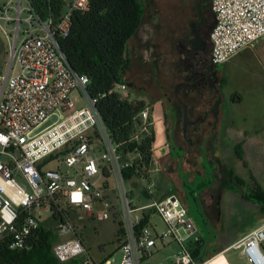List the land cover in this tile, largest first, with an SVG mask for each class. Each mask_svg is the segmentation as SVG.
Instances as JSON below:
<instances>
[{
    "label": "built area",
    "instance_id": "2783aa9c",
    "mask_svg": "<svg viewBox=\"0 0 264 264\" xmlns=\"http://www.w3.org/2000/svg\"><path fill=\"white\" fill-rule=\"evenodd\" d=\"M209 2L216 18L210 34L213 65L224 64L264 37V0ZM32 3L0 0V33L11 41L10 62L6 73H0V253L28 250L43 214L54 215L63 207L78 221L110 220L118 213L109 199L117 188L99 186L107 168L117 178L122 205L120 264H148L155 251L173 243L178 250L172 264H212L220 256L230 264V250L239 251L249 264H264V223L226 250L198 259L187 244L196 229L179 196L144 207L131 203L122 176L130 163L120 162L118 147L97 111L98 98L89 94V77L71 67L61 45L70 33L72 14L89 11L90 0H65L58 17L51 9L43 17ZM112 92L126 94L127 87L119 84ZM54 115L58 120L42 128ZM141 117L148 121V111ZM50 161L56 163L54 169L46 168ZM145 182L144 192L154 197L156 181L148 177ZM146 210L161 219L163 231L141 226ZM59 231L71 236L53 247L56 259L66 263L85 256L83 263L92 264L72 224H62Z\"/></svg>",
    "mask_w": 264,
    "mask_h": 264
},
{
    "label": "crops",
    "instance_id": "0c3cea01",
    "mask_svg": "<svg viewBox=\"0 0 264 264\" xmlns=\"http://www.w3.org/2000/svg\"><path fill=\"white\" fill-rule=\"evenodd\" d=\"M148 13V24L142 26L139 33L129 41L128 54L132 60L130 72L135 70L136 66L141 67L145 74L142 79L143 84L135 87L133 93L147 104L148 119L155 131L154 162L148 177L156 181L157 190L154 197H148L144 192L145 185L141 181L139 187H132L131 184L127 187L126 182L125 186L129 192V199L135 207L150 205L151 202L159 201L171 194L179 196L183 202L186 192L181 170L198 169L203 176H206L204 164L207 160L213 168L214 185L203 191V194H206L209 214L214 216L216 225L222 228L220 237L222 240L214 246L213 254H215L226 250L264 223L261 206L249 198L252 190L249 181L251 183L252 181L244 168L239 169L243 177L236 170L238 159L235 155L236 149L242 152L240 158L246 165L253 166L249 161L252 145L248 143L249 138L239 140L243 131H237L236 114L232 109L241 98L237 94H232L227 101L224 96L227 81L233 77L227 65L246 48L219 66L213 65L211 53L199 56L200 50H198L194 51L197 55L193 54L192 51L187 50V46H180V42L176 49L166 47L163 58L157 57L151 46H148L141 55L136 46L137 41H149L154 25L159 21L157 14L153 15L151 11ZM208 63L213 65L209 64L211 84L201 79L208 72L206 71ZM220 66L223 68L220 69ZM161 70L165 72V83L161 82L157 75ZM156 87L163 91L160 95H156ZM218 101H220V110L215 114L214 107ZM182 105L188 110L189 123L186 127ZM227 194L229 197H226ZM109 199L114 205L115 212L120 215L122 205L118 196L110 195ZM141 214H144V217L149 216L148 225L157 229L153 224V217L157 216L153 210H146ZM225 217L229 218L225 219ZM244 217L258 219L238 231L237 227L243 222ZM231 227H235L238 233L229 234ZM194 235L195 233L192 237ZM196 243L197 245L192 248L195 258L213 255L211 254L213 248L204 241L197 240Z\"/></svg>",
    "mask_w": 264,
    "mask_h": 264
},
{
    "label": "trees",
    "instance_id": "16d2710c",
    "mask_svg": "<svg viewBox=\"0 0 264 264\" xmlns=\"http://www.w3.org/2000/svg\"><path fill=\"white\" fill-rule=\"evenodd\" d=\"M32 2L33 8L43 17L50 9L55 17L60 16L65 5V0ZM198 3L205 13L207 29L210 22L215 23V14L209 0H199ZM151 7L149 0H90L89 11L72 14L70 33L61 41L71 67L91 81L89 94L98 98L97 111L118 147L120 162L130 163L122 170V176L133 187H139L140 181L149 176L154 162L155 131L149 119L144 121L141 117L148 107L145 101L132 97L135 84L129 78L132 60L128 43L139 33ZM209 64L213 66L208 63V70ZM119 84L126 85V94L112 92ZM103 174L107 179L111 176L107 168ZM249 198L261 206L264 214V190L257 186L251 190ZM53 217L61 224L77 221V215L67 207ZM119 217L117 214L116 218ZM148 222L149 216H145L141 226ZM118 225L121 235V221ZM60 241L57 230L42 225L32 237L28 250L3 249L0 264H84L85 256L60 263L53 254V247ZM91 260L92 264H97L93 258Z\"/></svg>",
    "mask_w": 264,
    "mask_h": 264
},
{
    "label": "rangeland",
    "instance_id": "374dc122",
    "mask_svg": "<svg viewBox=\"0 0 264 264\" xmlns=\"http://www.w3.org/2000/svg\"><path fill=\"white\" fill-rule=\"evenodd\" d=\"M149 1L152 9L148 11H151L153 15L157 14L159 21L154 25L155 28L151 34V39L149 41L144 40L145 42H143V40H141L142 42L137 41L136 46L141 55H143V51L146 50L148 46H151L154 54L159 58L161 56L163 58L165 48L174 47L176 49L178 47V39L187 31L186 20L188 16L186 13L187 7L185 6L187 1ZM183 6H185V12L183 11ZM147 22L148 20L146 18L143 26L147 25ZM213 24L214 21L210 22L206 29V42H210L211 26H213ZM155 29H157V31H155ZM10 43L11 41L7 40V38L0 33V73H6L7 66L10 62ZM208 51L211 53V44ZM222 68L223 66H220V69ZM227 68H229L228 71L232 74L233 79L231 78L227 81L224 96L227 101L231 98L230 95L232 94H237L241 98V101L232 107L236 114L235 124L238 126V132L243 131L239 140L243 141L249 138L248 143L252 145V149L249 151V161L253 166L250 167L246 165L244 160L240 158L243 155L242 152L236 149L235 155L238 158L236 160V170L243 177L244 175L240 173L239 169L241 167L244 168V171L252 181V183L249 181V187L256 189L257 186H259L264 190V37L253 46L246 48L231 59ZM230 69L232 70L230 71ZM157 75L160 77L161 82H166L165 72L163 70L157 73ZM144 76L145 74L141 67L135 66V70L130 73L129 78L137 88L143 84L142 79ZM155 92L156 95H160V92L163 91L158 90L156 87ZM135 96L136 94L133 93L132 97ZM81 106L83 105H79V108ZM211 110L210 105V111ZM219 110L220 106H218L217 112ZM57 120V115L52 116L42 128L53 124ZM55 167L56 163L53 161H50L46 166L48 169H54ZM204 167L206 169V176H203L198 169H192L190 171L181 170L182 180L185 182L184 191L186 192V197H184L183 201L185 204L184 206L187 208L196 229L194 237H192L187 244L189 247L193 248L197 245V240L204 241L205 244L213 248L211 253L213 254L215 250L214 246L219 240H222L220 238L222 228L216 225L214 216L210 215L208 211L209 204L205 196L206 194H203V191L214 185V179L212 175L213 168L207 160ZM18 180L22 186L26 187V183L22 179L19 178ZM141 182H143L144 185L146 184L144 180ZM106 183H108L109 188H117L116 191L110 192L111 196L117 197L118 181L113 172H111V176L108 179L102 176L99 181V186L104 187ZM129 185L130 182H126V186L129 187ZM156 190L157 188H155V192ZM226 197H229V194H227ZM118 200L120 202V199ZM96 208L97 210H101L102 206L98 205ZM116 216L117 214L113 213L110 220L101 222L93 217L84 221L77 220L71 222L75 229V234L81 238L86 246L87 254L89 257L93 258L97 264H107L109 260L111 264H120L121 262V254L117 252L120 241L118 221L121 220V217L116 218ZM228 218L229 217H225V219ZM255 219L258 218L249 219L248 217H244L243 222L237 227L238 231L252 224ZM41 224L57 230L60 235V240H67L71 236L69 234L62 235L60 233L59 230L62 224L55 220L51 213L43 214ZM153 224L157 226L159 232L165 229L161 219L157 216L153 217ZM238 231L235 227H231L229 234H235L238 233ZM176 251L177 247L175 244L166 249L159 248V250L155 251L153 257L148 260V264H172V256ZM226 258L230 264H249L247 260L241 256L240 252L236 250L228 251L226 253ZM218 263L228 264L223 256L219 258Z\"/></svg>",
    "mask_w": 264,
    "mask_h": 264
},
{
    "label": "flooded vegetation",
    "instance_id": "af4514ba",
    "mask_svg": "<svg viewBox=\"0 0 264 264\" xmlns=\"http://www.w3.org/2000/svg\"><path fill=\"white\" fill-rule=\"evenodd\" d=\"M187 4V16L188 19L186 20V32L179 38L178 42H180V46H187V50L193 54L196 52L193 51V42L196 38V32L199 34L200 38L203 39V44L197 46L199 47L200 52L198 53L199 56L204 54L209 55L208 48L210 47L211 42H206V18L205 13L203 12L201 6L198 3V0H186ZM185 6H183V11L185 12ZM183 12V13H184ZM197 55V54H196ZM207 74L201 78L202 80L206 81L208 84H211V75L210 71L206 69Z\"/></svg>",
    "mask_w": 264,
    "mask_h": 264
},
{
    "label": "water",
    "instance_id": "95a60500",
    "mask_svg": "<svg viewBox=\"0 0 264 264\" xmlns=\"http://www.w3.org/2000/svg\"><path fill=\"white\" fill-rule=\"evenodd\" d=\"M203 44V39L200 38L199 34L196 32V38L193 42V51H198L199 50V45ZM220 105V101H218L214 107V113L217 114V108L218 106ZM183 106V114H184V126L186 127V125L189 123V120H188V110H187V107L182 105Z\"/></svg>",
    "mask_w": 264,
    "mask_h": 264
},
{
    "label": "bare ground",
    "instance_id": "6f19581e",
    "mask_svg": "<svg viewBox=\"0 0 264 264\" xmlns=\"http://www.w3.org/2000/svg\"><path fill=\"white\" fill-rule=\"evenodd\" d=\"M220 257H221V256H220ZM220 257H219V258H220ZM219 258H218L214 263H212V264H219V263H218Z\"/></svg>",
    "mask_w": 264,
    "mask_h": 264
}]
</instances>
